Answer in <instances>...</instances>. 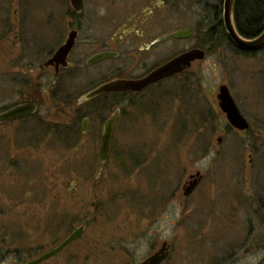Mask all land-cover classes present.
Listing matches in <instances>:
<instances>
[{"label": "rangeland", "instance_id": "374dc122", "mask_svg": "<svg viewBox=\"0 0 264 264\" xmlns=\"http://www.w3.org/2000/svg\"><path fill=\"white\" fill-rule=\"evenodd\" d=\"M217 4L177 0L174 9L160 13L164 20L156 28L153 19L144 25L155 31V38L186 27L202 36L213 26L209 9ZM63 10L58 0H0V112L32 99L30 94L41 96L45 104L38 113L53 114L65 129L45 135L34 122L0 127V183L6 189L0 194L2 253L24 248L19 244L28 237L26 246L34 257L84 226L79 238L44 264H140L163 242L169 245L163 264H260L264 49L245 54L222 41L180 76L140 94L112 98L110 111L90 112L88 132L80 135L81 121L74 124V111H57L58 102L48 101L52 77L42 68L66 29ZM105 22L96 18L94 24L101 28ZM196 43L195 38L168 40L149 52L136 48L128 56L124 77L139 76ZM109 74L104 77L112 78ZM78 81L74 101L92 88L84 76ZM222 85L249 123L248 130L227 123L217 99ZM115 108L121 114L108 161L102 164L101 125ZM20 145L31 149L15 167L7 155L17 153L7 150ZM196 172L201 182L183 197V185ZM9 178L13 180L7 183ZM23 189L21 204L14 206L19 201L8 197L17 199ZM12 259L2 258L1 264H12Z\"/></svg>", "mask_w": 264, "mask_h": 264}, {"label": "flooded vegetation", "instance_id": "af4514ba", "mask_svg": "<svg viewBox=\"0 0 264 264\" xmlns=\"http://www.w3.org/2000/svg\"><path fill=\"white\" fill-rule=\"evenodd\" d=\"M176 1L177 0H81L79 8L75 9L71 3V0H58V2L63 6V8H66L65 11L63 10L64 12L62 11V19L64 21L66 29L64 30L62 36L59 38L58 42L56 43V45H58L57 48L54 50L53 47L51 48L52 50L48 52V57L43 62L42 68L46 72H48V77H52L51 85L54 91L52 92V96L48 99V101L58 102L60 108H58L57 111L65 112L67 111V109H71L72 111H74L76 115L74 124L76 125V123H79V121H81L80 130H79L80 135L86 134L88 132L90 112L91 113L93 112L95 114L96 112L103 113L108 108L110 111V109L112 108L111 99L114 98V96H127L128 94H134V95L140 94L149 89H152L154 86H158L162 82L180 76L188 69L181 72L180 74L174 75L164 81L154 84L139 93H131V92L104 93L82 103L79 102L82 96L79 97L77 101H74L77 91L72 90L75 89L76 87L80 88L78 79H80L81 76H84V78L87 80L89 85L90 84L92 85V88L89 91L101 86L102 84H106L112 80L139 79L160 65H152L149 69L147 70L145 69L146 71H144L139 76L133 75V76L124 77L126 64L129 59L128 56L132 54L133 51L136 50V48H138L140 52H145V51L149 52L153 50L155 47L159 46L160 44H163L165 41L168 40H172L176 42H182L193 38L197 40V43L194 45V47H191L187 50H183L179 52L177 55L173 56L172 58L194 49L204 51L206 57V53L209 45L208 37L206 36V34L202 36L200 35L201 37H198L199 35L197 34V31L195 29L186 27L183 29L194 30V34L190 38L183 40L165 38L162 41H159L160 38L167 36L170 33L155 38L154 37L155 31L148 29L147 27L148 25H144V23H147V21H151V19H153L152 27L156 28V25L160 24L161 20H164L163 18L164 15L162 14V16H160V13L167 7L170 10L174 9L176 7L175 6ZM15 2H17V0H15ZM201 3L202 0L201 1L199 0V4ZM114 12L116 13V16L112 14ZM96 18H106V22L103 24L101 28H97V26L94 24ZM178 30H182V29H178ZM70 35H73V44L68 54L66 55L65 58L54 61L53 60L54 54L57 52L59 48H61L66 44ZM104 53L114 54V57L107 58L92 64L89 63V61L94 56L101 55ZM112 61L113 62L120 61V64L118 65L117 68H112L110 65L108 68L104 67L105 66L104 64L107 63L109 64ZM196 62L198 61H194L192 64ZM98 67L99 69H97ZM26 73H27L26 70L23 71V74ZM29 73L32 75L33 70L31 69ZM107 74L112 75L113 77L106 78ZM104 75L106 77H104ZM29 82L30 80H26L24 83L28 84ZM19 84L24 87L22 82H20ZM93 84L95 85L93 86ZM89 91H87L86 93H88ZM30 95L32 96V99L28 98L26 100H22L19 104H15L14 106H11L3 110L2 112H0V114L9 111L10 109L16 106H21L25 104H34L37 107L36 112L33 114L25 115L21 118L14 119L9 122L0 123V127H4V126L12 127L20 123L34 122L36 125L41 126L44 129L45 135L51 133L54 135H58L61 132H64L65 131L64 125L60 119L54 118L53 114L51 113H44V114L38 113L39 108H41V106L45 104V101L41 98V96H34L33 98V95L32 94ZM72 106L74 107L71 108ZM116 110H118L119 112L116 120L118 121V118L121 114V110L119 108H115V110L108 117V119H110L113 116ZM84 120L86 121L85 132L82 131ZM105 121L101 125L102 132ZM70 130L71 131L73 130L72 126L69 129V131ZM38 142H41V140H38ZM30 149H31L30 145H24V146L20 145L13 150L8 149L7 150L8 152L15 151L14 153L17 154L13 157L7 155V159H9L10 164L15 165L16 167L19 164L17 162L18 158H22V157L24 159L28 158ZM7 159L4 161L5 164L7 163ZM12 180L13 178H9L7 180V183L11 182ZM4 185L2 186L0 183V194L1 192L3 193L6 192ZM23 193H24V189L21 191L20 196L17 199H12L9 197L8 199H10L11 201H19L18 203L14 204V206H18L21 204L23 200L22 198ZM26 209H27V205L25 204L24 210ZM1 211L3 212L2 205L0 204V214ZM27 239L28 237L25 238L24 243L23 242L21 244L16 243L21 245V247H24V248H20V250H16L14 252L7 251L6 253H2V250L0 249L1 250L0 264L2 258H5L7 256L14 258L12 259V264H25L28 261L37 259L38 257H40L42 254L45 253V251L42 252V250H38L35 253V256L32 257L33 256L32 249L26 246L28 242ZM1 242H2V237L0 236V244ZM62 251L57 253L55 256H58ZM155 252L156 251H153L151 254ZM50 259L51 258L43 261L40 264H44Z\"/></svg>", "mask_w": 264, "mask_h": 264}, {"label": "water", "instance_id": "95a60500", "mask_svg": "<svg viewBox=\"0 0 264 264\" xmlns=\"http://www.w3.org/2000/svg\"><path fill=\"white\" fill-rule=\"evenodd\" d=\"M81 0H71V3L75 9L79 8ZM233 5L234 0H223L222 2V22L225 29V33L232 43V45L240 51L252 53L262 50L264 48V31L257 38L247 40L242 38L236 31L233 22ZM194 34L193 29H182L170 33L159 39L162 41L165 38L183 40L188 39ZM73 44V35L69 36L66 44L59 48L54 54L53 60L57 61L63 59L68 54ZM114 57V54L104 53L101 55L94 56L89 63H96L107 58ZM205 57V53L202 50L194 49L182 53L174 58H171L162 65L156 67L145 76L136 80H112L106 84L89 91L80 98V103L88 101L104 93H139L146 88L164 81L174 75L180 74L181 72L189 69L194 61H201ZM218 106L221 112L225 115L227 123L235 130L246 131L249 129V123L241 116L239 110L234 103L229 90L226 86L222 85L218 89L217 94ZM37 110L34 104H25L16 106L9 111L0 114V123L9 122L17 118H21L28 114H33ZM118 110L114 112L113 116L106 120L103 125V132L101 136V143L99 147L98 160L104 164L108 161L109 151L111 147V140L115 122L118 117ZM84 120L82 131L85 132ZM220 141V140H219ZM202 180L200 172H196L187 178L186 183L182 187V196L189 197L198 187ZM84 230V226H79L73 232H71L63 241H61L56 247L45 252L37 259L26 262L25 264H40L43 261L54 257L57 253L64 250L69 244L79 238ZM169 245L163 242L160 248L140 264H163L168 258Z\"/></svg>", "mask_w": 264, "mask_h": 264}, {"label": "trees", "instance_id": "16d2710c", "mask_svg": "<svg viewBox=\"0 0 264 264\" xmlns=\"http://www.w3.org/2000/svg\"><path fill=\"white\" fill-rule=\"evenodd\" d=\"M221 3L222 0H218V4L210 6L209 9V13L213 16L215 21L213 20V26L208 28L203 34H206L208 37V44L210 45L207 49V53H210L213 47H216L218 43L222 41H226L232 45L229 42L223 26ZM233 22L237 33L242 38L251 40L260 36L264 31V0H234ZM197 34L200 35L201 32L197 31ZM232 47L236 51H240L233 45ZM261 209L264 210V201L262 202ZM260 264H264V257Z\"/></svg>", "mask_w": 264, "mask_h": 264}]
</instances>
